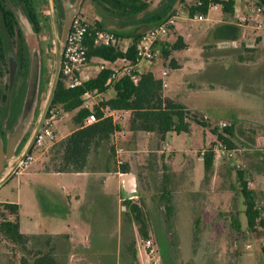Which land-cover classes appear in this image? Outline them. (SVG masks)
I'll return each mask as SVG.
<instances>
[{
  "label": "rangeland",
  "instance_id": "obj_1",
  "mask_svg": "<svg viewBox=\"0 0 264 264\" xmlns=\"http://www.w3.org/2000/svg\"><path fill=\"white\" fill-rule=\"evenodd\" d=\"M147 1L155 5L159 0ZM245 1L247 0H235L234 20L246 12ZM176 13L178 15L173 27L174 31L171 30L164 38L172 43L181 37L188 49L184 47L173 51L166 59L157 49L155 58L151 61H140L139 67L151 71L156 77L165 81L167 87L163 89V93L175 97L196 114L204 116L209 125L201 127L192 122L189 133H170L162 141L156 134L128 131V116L118 111L114 117L120 122L122 129L112 135L110 143L114 146V154L110 165L119 168L126 164L130 170L138 174L141 194L135 201L141 205L147 215L148 237L152 239L156 248L158 246L168 256L172 257L174 253L175 260H171L175 261V264H264V227H258L257 231L247 228L245 206L237 178V170H243L249 187L257 191V206L264 218V59H259L255 65L247 67L234 61V52L227 50L224 52L223 47H229L230 44L219 42L214 35V29L222 25L221 22L225 17L220 7H211L209 13L203 15L202 20L196 19L197 15L190 17L183 5H177ZM79 14L90 23L100 19L90 0L83 2ZM257 20L264 27V15ZM143 29L142 26H132L122 30L124 37L119 38V46L125 49L131 43L130 35ZM49 30L51 31V27ZM255 31L262 33L263 29L250 28V32ZM51 47L53 49V45ZM46 59V77L49 81L54 71L53 51ZM171 59H175L178 65L172 66ZM100 64L114 66L104 63L101 59L92 58L84 66L82 77L84 79L94 77L100 69ZM122 66V61L115 63L117 69ZM162 70H166L167 75L163 76ZM48 89L47 83L46 91L39 94L36 107L38 114L43 108ZM113 95V89L103 93L106 99ZM57 109L64 114V117L56 119L53 125L59 140V137L76 127L73 116L77 110L63 112L60 107ZM36 119H33L31 131ZM236 121L243 122L241 125L245 130L249 127L256 131L255 144H250L245 139V136L249 135V132L245 131L244 137L236 134L235 147L230 149L229 156L221 153L219 156L215 155L216 169L221 170L222 174H217L216 179L218 183L219 181L226 183L227 197L214 199L212 192L201 191V194L198 193L192 198L189 207L191 212L179 214L178 191L180 190L174 188L172 191L176 203L174 215L166 221L164 207L159 206L157 199L153 198L161 189V175L166 172L163 166L186 165L188 163L186 156H192L198 171L196 178L197 180L203 178L204 167L200 151L217 141L209 128L213 126L220 128L223 126L222 123L228 125ZM48 149L38 151L40 165L45 160ZM33 151L32 149L31 152ZM117 160H122L123 163L117 164ZM36 167L37 164H34L22 170L23 174L14 173L0 187V202H21L16 220L21 222L22 229L28 232H37L36 225L40 222L36 188L34 184H29L34 181L31 172ZM150 168L159 178L155 186L151 181ZM91 179L90 176H77L72 187L67 191L76 213L90 216L97 214L96 208V212L94 209L91 210L93 207L91 199L94 197L88 186ZM57 181L51 176L43 178V182L51 185H56ZM116 185L117 179L110 175L109 189L116 192ZM77 194L82 198L80 203H76ZM108 213L115 216V209L111 208ZM4 216L11 221L15 220L14 215L8 212H5ZM232 218L239 220V230L232 228ZM135 238L136 244H140L143 239L137 227ZM22 257L30 259L31 256L22 250L19 244L0 234V264H21ZM159 257L162 259L160 252ZM140 258L137 253V260L131 261L130 264H141Z\"/></svg>",
  "mask_w": 264,
  "mask_h": 264
},
{
  "label": "trees",
  "instance_id": "obj_2",
  "mask_svg": "<svg viewBox=\"0 0 264 264\" xmlns=\"http://www.w3.org/2000/svg\"><path fill=\"white\" fill-rule=\"evenodd\" d=\"M90 3L95 12L100 15V19L95 20L94 25L98 28L113 31L117 41L119 38L124 37L122 30L132 26L146 28L156 24L173 15L176 12L177 5H183L190 17L197 14L206 15L213 4L219 5L225 16H233L234 14V0H159L155 5H151L147 0H90ZM255 5L264 15V0H256ZM140 33L141 31H137L130 35L131 43L125 49H122L118 42L112 45L94 46L90 40H87V62L92 58H96L114 66H105L94 77L85 79L81 85L69 88L64 84L60 75L50 109L60 107L63 112L77 110L73 116L76 127L49 147L45 160L41 165L42 170L85 172L93 171L101 164L103 165V171L118 170V167L110 165V160L114 154V146L110 142L112 135L120 131L122 126L120 122L114 121L112 117H104L100 106L128 112V131L131 133L156 134L162 141L166 139L169 133H189L192 122L201 127L209 125L204 116L196 114L176 98L165 96L163 94L162 79L156 77L149 70L139 72L134 67L132 73L137 74L139 77L136 82L131 79L130 75L123 74L113 83H109L117 61L125 60L129 64L138 63L136 49ZM184 47L185 43L181 37H178L172 43L165 42L163 39L155 43V48L159 50L165 59L173 51ZM255 50V48L243 49L241 51L243 53H240L238 60L240 62L248 60L247 54L253 53ZM21 63L25 75L28 66L26 56ZM171 65L177 66L175 59H171ZM112 84L115 91L114 96L103 99L100 106L95 105L93 107V112H95L98 120L84 125L83 120L90 112V110L82 107L84 92L96 90L102 93L107 91ZM242 123L236 121L220 128L213 126L209 130L216 137L215 140L225 143L229 149L235 147L236 134L244 137L245 131L249 132L245 139L250 144H255L256 131L249 127L245 130L241 125ZM214 145L215 143L209 145L202 156L205 177L211 172L214 164ZM163 168L167 169L165 166ZM119 170L128 172L129 168L126 164H123L119 167ZM237 178L240 193L243 196L247 228L251 231H257L258 227H264V218L257 206V191L249 187L243 170H237ZM160 188L159 194L153 198L157 199L159 206L164 207L165 220L169 221L175 210L172 190L162 180ZM1 204L9 214H17L18 206L16 203L3 202ZM123 205L125 206L124 214L127 221L136 225L141 238H147L149 236L147 215L141 205L130 199H125ZM231 226L239 230V220L232 218ZM0 234L4 238L19 244L22 250L30 254V259L21 258V264H63L52 248L33 249L34 239L40 240V236L20 233L17 221L8 219L2 222ZM128 248L131 261H136V238L133 233L130 234Z\"/></svg>",
  "mask_w": 264,
  "mask_h": 264
},
{
  "label": "crops",
  "instance_id": "obj_3",
  "mask_svg": "<svg viewBox=\"0 0 264 264\" xmlns=\"http://www.w3.org/2000/svg\"><path fill=\"white\" fill-rule=\"evenodd\" d=\"M255 2L256 0L245 1L246 12L240 18L234 20L233 16L224 15L225 17L221 22L222 25L214 29L215 38L219 42L223 44L228 42L230 44L229 47H223L224 52H234V61L241 65L245 64L247 67L255 65L259 59H264V27H258L259 22L257 20L263 14L255 5ZM235 4L234 0V10ZM250 28L255 30L263 29V32H250ZM163 40L168 42L166 38ZM185 48L188 49L186 44ZM245 48H255L256 50L247 54L248 60L240 62L238 56L243 53L241 51ZM139 63L136 65L137 70L139 72L146 71L140 69ZM214 64L216 66V60ZM109 89L114 90L112 85L107 90ZM103 93H101V97L106 99L103 97ZM121 112H124L127 116L129 115L126 111ZM186 157L188 160L186 165L166 166L167 169H164L166 172L160 179L172 191L174 188L180 190L178 191L180 194L178 199L179 214H182V212L189 214L191 212L189 207L192 204V198L197 196L198 193L201 194V191H205V193L212 192L214 199H219L221 196L227 197L226 183L224 181L221 183L219 181L218 183L216 179L217 174H221V170L217 171L215 160L207 177H205L204 171L203 178L197 180L196 173L198 171L195 160L192 156ZM34 164H37V167L31 172L34 181L29 182V184H34L37 192L36 201L39 211L38 216L40 217V222L36 225L38 230L37 232H28V230L22 229L21 222H17L20 233L40 236V240L34 239L33 249L52 248L63 264H130V251L129 248L127 249V244L129 243L130 234L136 235V225L127 221V217L124 214L125 206L123 201L130 199L133 202H137L135 199L139 198L141 194L138 174L130 169L128 172H123L119 168H117V171L106 172L103 171L102 164L94 168L93 171L85 172L44 171L38 163V157H36L30 167ZM149 170L151 181L155 186L159 182V178L151 168ZM17 173L23 174L24 171L21 170ZM110 175L117 179L116 192L111 191L108 187ZM48 176L56 178L58 183L51 185L43 182V178ZM77 176H90L92 178L88 186L94 194L91 199L93 205L91 210L94 209V212H96L97 209L96 215L90 216L89 214L76 213L75 208L72 206L71 196L67 191L72 187L73 181ZM75 197L76 203H80L82 200L80 194ZM10 202L16 203L19 211L21 202ZM175 204L173 199V205ZM111 208L115 209V216L109 215L108 211ZM13 215L15 217L14 221H17V214ZM47 242L48 244H46ZM136 249L140 258L141 253L138 249V243L136 244ZM172 251L174 252V250ZM158 252L161 254L162 264H175V261H172L175 260L174 253L170 257L159 248Z\"/></svg>",
  "mask_w": 264,
  "mask_h": 264
},
{
  "label": "built area",
  "instance_id": "obj_4",
  "mask_svg": "<svg viewBox=\"0 0 264 264\" xmlns=\"http://www.w3.org/2000/svg\"><path fill=\"white\" fill-rule=\"evenodd\" d=\"M219 5L213 4L211 7H218ZM178 13L168 16L164 20L150 25L144 28L141 33L137 43L136 49V59L139 63L142 60L151 61L155 58L157 54V49L155 48V43L159 40H162L169 34L174 27L175 20ZM196 15H194L195 17ZM196 19H204L203 14H197ZM262 26L261 23H258V27ZM87 40H90L94 46L102 45H112L117 41L115 33L110 30L98 28L94 23H90L85 18L76 14L73 18L70 29L68 31L67 37L65 39L64 45L62 47V56H61V66H60V75L63 79L64 84L69 88H74L81 85L84 82L82 77V71L87 62ZM123 66L120 69L113 68V73L110 78L112 83L114 80L119 78L123 74L130 75L131 79L136 82L138 80V75L132 73L133 68L138 64H129L125 60H122ZM105 63V62H104ZM107 63V62H106ZM105 67L104 64H100L99 70ZM162 75H167V71L163 70ZM167 83L162 80V88H165ZM82 107L90 110L89 114L84 118V125L91 124L98 120L95 112H93V107L99 105L103 98L101 93L96 90H89L84 92ZM101 111L103 112L104 117H112L116 121L114 114L118 112L117 110H112L109 107L100 106ZM64 114L60 112L57 108H51L48 110L45 119L37 132L35 139L33 141L32 147L30 148L27 155L21 162L17 172L27 169L35 161L37 153L39 150L47 149L57 141L56 134L53 130L54 121L56 119H62ZM225 126V123H222ZM34 150L31 152V150ZM216 156L221 154L229 156L231 154L230 149L227 145L221 141H216L213 146ZM205 149L200 151V156L204 155ZM221 153V154H220ZM122 160H117V164H122ZM0 202V225L2 222L8 220L5 218V212H7L3 205ZM138 249L140 250L141 264H162L159 257L158 249L155 247L152 239L150 237L143 238L141 243H138Z\"/></svg>",
  "mask_w": 264,
  "mask_h": 264
},
{
  "label": "flooded vegetation",
  "instance_id": "obj_5",
  "mask_svg": "<svg viewBox=\"0 0 264 264\" xmlns=\"http://www.w3.org/2000/svg\"><path fill=\"white\" fill-rule=\"evenodd\" d=\"M84 1L81 0L76 14H79ZM74 2L75 0H0V138L4 144H6L7 134L11 131L20 110L25 90L27 72L23 74L21 61L25 56L28 59L26 35L30 32L34 33L40 44L39 94H41L46 91L48 83L46 57L52 54V7L60 29L67 9H71ZM10 55H13L17 61V69L13 78H11L8 60ZM37 115L38 109L36 108L34 119ZM31 127L21 139L15 154L19 153L25 145L30 136ZM15 162L16 160H13L11 165Z\"/></svg>",
  "mask_w": 264,
  "mask_h": 264
},
{
  "label": "water",
  "instance_id": "obj_6",
  "mask_svg": "<svg viewBox=\"0 0 264 264\" xmlns=\"http://www.w3.org/2000/svg\"><path fill=\"white\" fill-rule=\"evenodd\" d=\"M81 0H75L72 4L73 7L68 8L66 11L65 20L58 28V24L55 17V12L52 7V19H53V67L54 71L51 76V80L48 81L49 89L46 99L44 101L43 108L38 114L35 127L32 129L29 138L27 139L23 148L19 153L15 154L21 139L25 133L29 130L33 119L35 118V110L38 105L39 90H40V78H41V52L40 45L36 35L32 32L26 35V44L28 51V70L26 76L25 90L23 99L21 102L20 110L17 114L16 120L11 128V131L7 134L6 144L0 138V187L17 172L22 160L32 147L33 141L37 132L39 131L45 116L52 104L55 90L60 78V66L62 47L70 29L71 22L75 17L77 10L80 6ZM10 74L13 78L16 69L17 61L13 55L9 58ZM16 162L11 165V162Z\"/></svg>",
  "mask_w": 264,
  "mask_h": 264
}]
</instances>
